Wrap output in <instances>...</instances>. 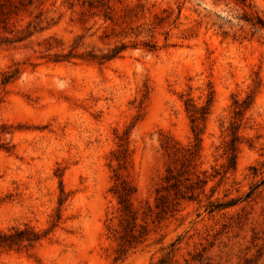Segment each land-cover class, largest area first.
I'll list each match as a JSON object with an SVG mask.
<instances>
[{
	"label": "rangeland",
	"instance_id": "rangeland-1",
	"mask_svg": "<svg viewBox=\"0 0 264 264\" xmlns=\"http://www.w3.org/2000/svg\"><path fill=\"white\" fill-rule=\"evenodd\" d=\"M0 9V264H264V0ZM124 182L144 239L119 258Z\"/></svg>",
	"mask_w": 264,
	"mask_h": 264
},
{
	"label": "trees",
	"instance_id": "trees-1",
	"mask_svg": "<svg viewBox=\"0 0 264 264\" xmlns=\"http://www.w3.org/2000/svg\"><path fill=\"white\" fill-rule=\"evenodd\" d=\"M245 1V0H242ZM3 5V4H2ZM1 5V7H2ZM6 19L4 17L3 10L0 9V23H5ZM254 24V23H253ZM120 49H114L111 54L104 56L103 58L107 57L112 58L115 57L119 53ZM15 74L11 73L9 75H6L4 78L3 83L9 82L11 78H13ZM198 129V124L193 125V131H196ZM233 148V147H232ZM176 155L175 160L180 161L181 164H192L196 159V151L191 148H184L179 147L174 152ZM235 159H236V153L235 151H232V155L229 156V163L230 166L235 165ZM174 168L170 167L168 168V175L165 176V182L167 185L163 186L164 188H170L172 190H176L180 180L176 177V174L173 173ZM199 182L206 183V178H202L198 180ZM125 183V182H124ZM122 188L119 189V186L116 187L115 185V192L119 196V204L121 207V225L123 226V231L125 232L122 234L121 237V244L119 245V255L118 257L125 256L128 251L134 247H136L138 244H140L143 241V233L144 231L139 230V234L136 233L135 227L138 225L137 218V210L133 208V202H132V196L135 192V189L130 185H127L126 183ZM167 200V196L161 192V189H158L157 191V197L155 202V208L157 210V215H166L168 213H173L176 210L175 202L173 200ZM216 207L222 206V204L215 205ZM213 211V208L210 210ZM144 229V228H143ZM1 238V237H0ZM3 244L2 240H0V246ZM174 245V243L172 244ZM170 258H162L159 260V262L155 264H168Z\"/></svg>",
	"mask_w": 264,
	"mask_h": 264
}]
</instances>
